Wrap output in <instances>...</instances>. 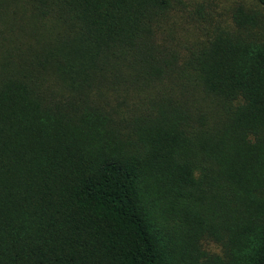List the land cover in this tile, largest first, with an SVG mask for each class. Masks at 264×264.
<instances>
[{
    "label": "trees",
    "instance_id": "trees-1",
    "mask_svg": "<svg viewBox=\"0 0 264 264\" xmlns=\"http://www.w3.org/2000/svg\"><path fill=\"white\" fill-rule=\"evenodd\" d=\"M0 264H264V0H0Z\"/></svg>",
    "mask_w": 264,
    "mask_h": 264
}]
</instances>
